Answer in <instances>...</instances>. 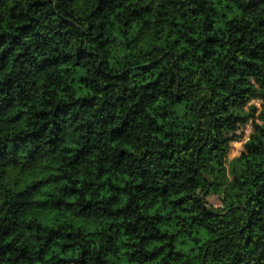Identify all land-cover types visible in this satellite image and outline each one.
Instances as JSON below:
<instances>
[{
	"label": "clouds",
	"instance_id": "clouds-1",
	"mask_svg": "<svg viewBox=\"0 0 264 264\" xmlns=\"http://www.w3.org/2000/svg\"><path fill=\"white\" fill-rule=\"evenodd\" d=\"M0 264H264V0H0Z\"/></svg>",
	"mask_w": 264,
	"mask_h": 264
}]
</instances>
